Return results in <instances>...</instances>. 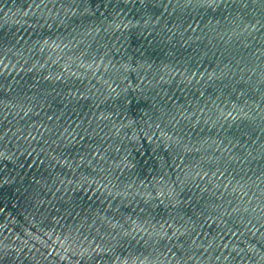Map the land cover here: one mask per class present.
Returning a JSON list of instances; mask_svg holds the SVG:
<instances>
[{"label":"water","instance_id":"1","mask_svg":"<svg viewBox=\"0 0 264 264\" xmlns=\"http://www.w3.org/2000/svg\"><path fill=\"white\" fill-rule=\"evenodd\" d=\"M0 264H264V0H0Z\"/></svg>","mask_w":264,"mask_h":264}]
</instances>
